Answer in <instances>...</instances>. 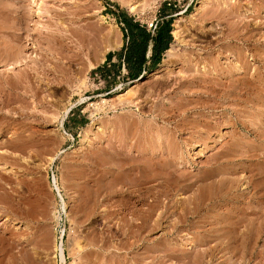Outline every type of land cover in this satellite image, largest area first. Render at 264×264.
Here are the masks:
<instances>
[{
  "label": "rangeland",
  "instance_id": "obj_1",
  "mask_svg": "<svg viewBox=\"0 0 264 264\" xmlns=\"http://www.w3.org/2000/svg\"><path fill=\"white\" fill-rule=\"evenodd\" d=\"M38 2L0 0V264H62L60 253L63 264H107L118 254L127 264L136 258V264H264V80L253 81L256 67L264 74V9L252 10L264 0H174L170 7H157L159 0ZM233 4L248 25L238 47L250 68L230 78L239 87L230 99L209 101L192 88L186 66L225 31L210 12ZM120 14L140 24L168 16L162 22L171 31L182 19L181 40L170 36L160 74L145 72L130 83L115 58L105 65V55L123 45ZM101 31L111 32L105 42ZM81 36L101 46L103 59L92 69L85 57L58 60L72 54L61 52L56 38L68 47ZM250 49L261 63L250 60ZM13 52L29 64L7 70L3 61ZM220 62L235 67L233 58ZM96 69L109 70L107 77ZM200 120L211 126L206 148L196 143ZM160 142L169 145L163 153ZM247 146V155L233 153ZM165 163L171 166L160 170ZM155 186L170 197L176 216L125 239L119 221L142 216L149 202L127 199L122 209L121 194ZM194 209L186 214L193 226L179 223L178 232H168Z\"/></svg>",
  "mask_w": 264,
  "mask_h": 264
},
{
  "label": "bare ground",
  "instance_id": "obj_2",
  "mask_svg": "<svg viewBox=\"0 0 264 264\" xmlns=\"http://www.w3.org/2000/svg\"><path fill=\"white\" fill-rule=\"evenodd\" d=\"M37 1V0H36ZM42 1V0H41ZM201 1V0H199ZM40 2V0H39ZM38 2V3H39ZM35 3V2H34ZM37 3V2H36ZM43 3V2H42ZM231 4V3H230ZM33 5V4H32ZM35 7V6H34ZM42 7V6H41ZM228 7V6H226ZM237 8L238 6L233 4L229 9H221V10H213L210 13V16L208 17L209 19H215L216 21H221L222 24H224V28L225 31L221 34V36L219 38H215V39H211L209 40V45L212 48L207 49V51L205 52H200L199 53H195L193 55V59L188 60L187 62V66H186V71L188 73V78L190 83L192 84V88H198L200 91H197L199 96H202L203 98H207L209 99V101L213 100V101H224L227 99H230V97L232 96V94H234V91H236V89L238 90V88L235 86V82L232 81L235 74L239 73V71H243L246 72L249 70V62L247 61V59L245 60V58H243L242 52L240 50V48L238 47L239 44L244 43L243 37H241V34L239 33L240 29L243 27V29H247L248 25L246 26V23H242L243 21L239 20V16L237 15ZM136 7L135 6H129V11H135ZM264 9V4H258V3H253L252 4V10L256 13L260 12L261 10ZM38 10V9H37ZM137 10V9H136ZM40 11V10H39ZM47 11V10H46ZM45 12V11H44ZM38 13V12H37ZM41 13V12H40ZM47 13V12H46ZM57 14V13H56ZM39 15V13H38ZM55 15V14H54ZM208 16V15H207ZM41 17V16H40ZM61 17V16H60ZM59 18V17H58ZM182 20V19H181ZM180 18L179 20L176 22L173 30L171 31V35L174 39L176 40H181V31H180V26H179V21H181ZM219 22V24H221ZM245 26V27H244ZM253 26V25H252ZM249 27L250 24H249ZM220 29V28H219ZM246 31V30H245ZM85 32V31H84ZM114 32V31H113ZM111 33V32H108ZM107 32L104 33L103 31H101V40H104V42L107 40L108 34ZM90 34V33H89ZM71 35V34H70ZM75 36V35H74ZM246 37V36H245ZM75 38V37H74ZM57 40L55 42H57L58 45V49L62 52L63 50L65 52H68V48L70 49V52L72 55L67 57H63L61 55L60 59H58L59 61L63 58L67 59L69 62H79V61H83L84 57L86 59H89V68L92 69L94 68L95 64L97 63V61L100 59L102 61L103 57H100L101 54V46L97 45L96 43H94L92 40L91 41H87L85 38H83L82 36L77 38L75 41H71L73 43L72 46H64L62 45V40H60V38H56ZM89 39V38H88ZM98 39V38H97ZM55 40V39H54ZM241 42V43H240ZM246 42V41H245ZM71 43V44H72ZM55 44V43H54ZM111 44V43H110ZM109 44V45H110ZM117 44V43H116ZM119 44V43H118ZM10 48V47H9ZM18 49V48H17ZM106 50V49H105ZM203 50V49H202ZM201 50V51H202ZM206 50V49H205ZM251 51H247L248 52V56L251 57L250 60L254 61V62H259L258 59H260V56L258 54L255 53V51L253 49H250ZM20 51V50H19ZM246 53V52H245ZM225 54V56H223ZM167 55L172 57L171 52L167 51ZM222 56V57H221ZM223 57H228V58H233L234 60V64L235 67H228L225 69V67L222 66L220 59ZM57 59V58H56ZM3 61V60H2ZM4 63H6L8 69L7 70H15L17 68H21V67H26L29 64V58H21V57H17L16 53L13 52L12 55L6 60L3 61ZM2 62V63H3ZM200 62H203V66H199ZM3 63V64H4ZM262 67L264 68V63L262 61ZM5 66V65H4ZM60 66V65H59ZM167 66V60H163V62L161 64H159V67L156 68L155 70H153L152 72H150L153 75H157L159 72H161L162 70H164V68ZM43 67V66H42ZM39 68V67H38ZM196 68V69H195ZM44 69V70H43ZM42 70L45 71V68H43ZM260 67H256L255 68V77L253 78V81L255 80V82H260L264 80V74L262 75L260 73ZM36 71V70H35ZM80 72V71H79ZM191 72V74L189 75V73ZM196 72V74H192ZM43 73V72H42ZM46 73V72H45ZM26 74V73H25ZM160 74V73H159ZM4 75V73L2 74ZM23 75V74H22ZM29 75V74H28ZM26 75V79H29V76ZM43 75V74H42ZM45 75V74H44ZM2 76L0 75V78ZM251 77V76H250ZM183 78V77H182ZM23 79V78H21ZM142 79V76L140 78H138L135 81H132L134 83L139 82ZM187 79V78H186ZM182 80V79H181ZM227 80L226 83H224V81ZM252 80V79H251ZM26 81V80H25ZM188 81V82H189ZM131 82V83H132ZM239 82V80H238ZM245 82V81H244ZM243 86H245L243 84V82H241ZM246 83V82H245ZM190 84V85H191ZM260 85V84H259ZM258 85V86H259ZM240 86V85H239ZM256 86V85H255ZM241 87V86H240ZM28 88V87H27ZM191 88V89H192ZM245 88H248L245 86ZM184 89V88H183ZM182 89V90H183ZM29 91V90H28ZM190 91V90H189ZM193 92V90H192ZM196 93V94H197ZM238 93V92H237ZM34 94V93H33ZM195 94V92H194ZM202 100V99H201ZM138 101V100H137ZM198 101V100H197ZM230 101V100H229ZM128 102V101H127ZM236 102V101H235ZM137 103V102H136ZM213 103V102H212ZM232 103V102H231ZM221 104V103H220ZM235 104V103H234ZM197 105V104H196ZM202 105V103H201ZM218 105V104H217ZM195 107V106H194ZM201 107H203V109H206L207 111H212L215 109L214 105H210L209 103H205L203 104ZM68 111V110H67ZM206 112V111H205ZM67 112H65L66 115ZM184 113V112H183ZM198 113V112H197ZM234 113L237 114V111L234 110ZM211 114V113H210ZM64 115V116H65ZM238 117V116H237ZM64 118V117H63ZM222 119V118H221ZM225 119V118H224ZM227 119V118H226ZM223 120V119H222ZM225 121V120H224ZM203 120H200L199 122H197L196 125H198L200 128L203 129H199V130H203L200 132L199 136L197 134V141L196 143H202L204 145V148L207 147V143L211 142V138L212 135H210L209 133L211 132L210 128L211 126L207 125H203L204 123H202ZM206 122V121H205ZM225 123V122H223ZM222 124V121L220 122V118L218 121L213 123V127L217 128ZM225 125V124H224ZM197 126V127H198ZM203 126V127H202ZM196 127V128H197ZM217 130V129H216ZM246 131V129H245ZM196 135V134H195ZM207 142V143H206ZM231 142V141H229ZM228 146V145H227ZM168 146H166L163 142H160L158 145V150L157 151H166ZM171 147V146H170ZM224 148V147H223ZM232 148V147H230ZM152 149V148H151ZM228 149V148H227ZM251 147L247 146L244 149H235L233 152L235 154L236 157H243L245 154L247 155L249 152H251ZM149 151V150H148ZM154 151H151L150 153H152ZM253 152V151H252ZM163 153V152H162ZM172 155H170L169 157L171 158ZM226 156V155H225ZM143 158V157H142ZM222 158V156H221ZM232 158V157H231ZM227 159V158H226ZM175 158L173 159V161H171V159L168 162H175L174 161ZM178 160V159H177ZM216 160V159H215ZM215 160L213 162H215ZM143 162V161H142ZM171 166V164L169 163H165L163 165H161L159 167L162 168V166ZM164 167V168H165ZM161 170V169H160ZM163 170V169H162ZM157 172V171H156ZM131 181V180H130ZM133 183V182H132ZM159 183V182H158ZM159 186H155L153 188H151L149 191L147 189V191L145 193H138L137 194H133L134 196H132V193L128 194H121L122 198H120L119 202L117 203L122 209H126L128 207L129 201L127 199H131V198H135L137 200V202H141L144 203L145 201H148L149 203H145L147 205H144L143 209H142V216H140V214L137 216L135 213L133 216V218L131 217V221L127 220H123V221H119V225L121 222V225L123 228L124 226L129 230V227L131 229V227L133 226L135 228V225H132V221L134 222H138L140 223L139 226H136L135 228V232H130L127 229L123 230V236L125 239L131 238L133 237V239H137L140 234L139 232L141 230H143V227L148 225L149 223H154L153 226H158L160 223V221H163V219L165 218V220L167 218H173L174 216H176V213L171 211V206L168 204L169 203V198L168 195H166V193H164L163 191H161L160 188H158ZM125 193V192H124ZM136 193V192H135ZM168 193V192H167ZM112 193V196H114ZM101 196V194H99V197ZM111 196V197H112ZM120 197V196H119ZM192 199V198H191ZM190 200V199H187ZM186 200V201H187ZM194 200V199H192ZM190 200V201H192ZM110 201V200H109ZM116 201V200H115ZM114 201V203H116ZM178 201V200H177ZM185 201V199H184ZM185 201V202H186ZM166 202V203H164ZM168 202V203H167ZM140 203V204H141ZM184 203V202H183ZM187 203H189L187 201ZM193 203V202H192ZM132 204V203H131ZM186 204V203H185ZM116 207V206H115ZM115 209V208H114ZM119 209V208H118ZM184 209V208H183ZM128 210V209H127ZM125 211V210H124ZM140 211V210H139ZM138 211V212H139ZM194 211H196V209L193 210L192 213L188 212V213H184L183 217H178L177 221H174L175 224L169 225L168 228V232L172 231L173 232H178L177 230V226L179 223H185V224H190L193 226L192 222L190 221V218H187L186 214H196ZM186 212V211H185ZM122 214V213H121ZM129 214V213H127ZM132 214V213H131ZM133 215V214H132ZM169 215V217H168ZM129 216V215H128ZM189 216V215H188ZM130 218V217H129ZM117 225V224H116ZM150 225V224H149ZM119 226V227H120ZM151 227V225H150ZM159 228V227H158ZM170 230V231H169ZM121 231V230H120ZM133 231V230H132ZM256 231V230H255ZM133 233V235H132ZM171 233V232H170ZM171 233V234H172ZM176 236V235H175ZM123 247L125 248V246H129V244L127 242H124ZM127 246V247H128ZM103 248V247H102ZM107 248V247H106ZM116 248V247H115ZM118 248V247H117ZM130 248V247H129ZM119 249V248H118ZM97 250V249H96ZM61 250L59 249V252ZM117 251V250H116ZM263 251V250H262ZM94 252H98V251H93ZM117 253V252H116ZM121 253V252H120ZM96 254V253H95ZM264 254V253H263ZM116 255V254H115ZM204 255V254H203ZM262 256V255H261ZM264 256V255H263ZM60 257L62 258V264L63 262V256L60 253ZM111 258V256H110ZM140 258H136V259H132L131 261L134 262L135 264L138 263L140 260ZM95 260V259H94ZM110 260V259H108ZM128 260V259H127ZM126 258H121L118 255L114 256L110 263L107 264H127L125 262H127ZM157 260V259H156ZM263 261V260H262ZM144 262V261H143ZM84 263V262H83ZM131 263V262H130ZM141 263V262H140ZM105 264V263H104ZM151 264H160V261H152Z\"/></svg>",
  "mask_w": 264,
  "mask_h": 264
},
{
  "label": "trees",
  "instance_id": "obj_3",
  "mask_svg": "<svg viewBox=\"0 0 264 264\" xmlns=\"http://www.w3.org/2000/svg\"><path fill=\"white\" fill-rule=\"evenodd\" d=\"M163 17L166 16L160 18ZM162 20L157 24L153 35L150 36L144 26L137 24V22H132L128 16L123 14L116 15V24L120 26L123 45L115 53L117 60L115 67L122 65L127 82L137 80L142 73L152 72L160 64L161 55L167 50L171 36L169 23L162 22ZM148 47L150 52L146 57ZM112 56L113 54L111 53L105 55V65H109ZM114 65L110 64V67H114ZM95 71L99 70L96 69ZM99 72L102 74L101 77H107L109 70Z\"/></svg>",
  "mask_w": 264,
  "mask_h": 264
},
{
  "label": "built area",
  "instance_id": "obj_4",
  "mask_svg": "<svg viewBox=\"0 0 264 264\" xmlns=\"http://www.w3.org/2000/svg\"><path fill=\"white\" fill-rule=\"evenodd\" d=\"M172 2H174V0H159L157 7L159 6V4H162L163 6H166V7H170ZM167 17L168 16L163 17V18L158 17V19H156V20L153 18L152 20H149L148 23L140 24V22H139V24L140 25H143L145 27L146 31L151 36V35H153V33H154L155 29H156L157 24L162 19H165Z\"/></svg>",
  "mask_w": 264,
  "mask_h": 264
},
{
  "label": "crops",
  "instance_id": "obj_5",
  "mask_svg": "<svg viewBox=\"0 0 264 264\" xmlns=\"http://www.w3.org/2000/svg\"><path fill=\"white\" fill-rule=\"evenodd\" d=\"M132 20V22H135V20L134 19H131ZM137 24H139V23H137ZM140 25V24H139ZM143 26V25H142ZM149 48V47H148ZM147 48V49H148ZM149 50H150V48H149ZM119 51V50H118ZM150 52V51H149ZM112 54V53H111ZM149 55V53H147V50H146V57ZM111 58H115L116 59V56H115V54L113 53V56L111 57ZM111 60V59H110ZM143 74V73H142ZM131 83V82H130Z\"/></svg>",
  "mask_w": 264,
  "mask_h": 264
},
{
  "label": "water",
  "instance_id": "obj_6",
  "mask_svg": "<svg viewBox=\"0 0 264 264\" xmlns=\"http://www.w3.org/2000/svg\"><path fill=\"white\" fill-rule=\"evenodd\" d=\"M147 53H149V48L147 49ZM157 65H158V64H157ZM157 65H156V66H157ZM141 76H142V75H140L138 78H140ZM138 78H137V79H138ZM135 80H136V79H135ZM133 81H134V80H133Z\"/></svg>",
  "mask_w": 264,
  "mask_h": 264
}]
</instances>
